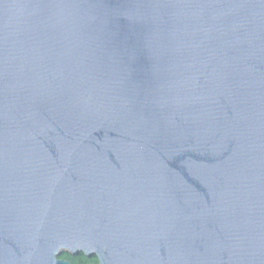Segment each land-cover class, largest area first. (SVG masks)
Here are the masks:
<instances>
[{
	"label": "water",
	"instance_id": "obj_1",
	"mask_svg": "<svg viewBox=\"0 0 264 264\" xmlns=\"http://www.w3.org/2000/svg\"><path fill=\"white\" fill-rule=\"evenodd\" d=\"M264 264V0H0V264Z\"/></svg>",
	"mask_w": 264,
	"mask_h": 264
},
{
	"label": "trees",
	"instance_id": "obj_2",
	"mask_svg": "<svg viewBox=\"0 0 264 264\" xmlns=\"http://www.w3.org/2000/svg\"><path fill=\"white\" fill-rule=\"evenodd\" d=\"M60 258L67 259L73 264H90L97 263V259L95 256L86 257L82 253L72 255L68 253H63Z\"/></svg>",
	"mask_w": 264,
	"mask_h": 264
},
{
	"label": "flooded vegetation",
	"instance_id": "obj_3",
	"mask_svg": "<svg viewBox=\"0 0 264 264\" xmlns=\"http://www.w3.org/2000/svg\"><path fill=\"white\" fill-rule=\"evenodd\" d=\"M87 257V256H86ZM91 257V256H90ZM90 264H92V263H90Z\"/></svg>",
	"mask_w": 264,
	"mask_h": 264
}]
</instances>
